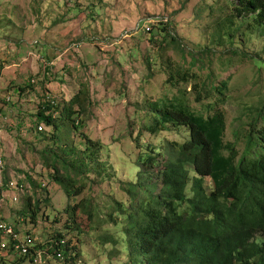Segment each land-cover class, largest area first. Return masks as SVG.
I'll return each mask as SVG.
<instances>
[{
    "label": "rangeland",
    "instance_id": "rangeland-1",
    "mask_svg": "<svg viewBox=\"0 0 264 264\" xmlns=\"http://www.w3.org/2000/svg\"><path fill=\"white\" fill-rule=\"evenodd\" d=\"M237 1L0 0V67L4 70L0 96L4 89L13 98L3 104L0 112L1 153L6 177L27 183L24 192H9L5 200L0 196V220L28 229L38 242H46L49 233L61 231L78 246L79 264H142L130 259L121 231L126 223L124 209L129 205L122 185L136 181L138 173L143 179L147 175L151 180L158 177L160 166H153L147 175L143 172L147 166L142 168L138 160L140 151L153 145L160 151V158L166 159L168 141L188 138L184 127L151 134L145 126L151 123L143 110L145 105L167 96L171 99L183 91L191 108L198 112H206L207 104L215 100H225L220 104L226 121L223 140L233 142L241 153L242 141L234 130L246 126L264 102V55L258 57L264 48V32L252 29L242 36L241 31H235L230 37L232 26L226 31L232 2ZM167 20L169 23L162 24H171L170 30L189 53L175 50L173 45L163 49L172 40H166L162 32L161 22ZM147 25L153 28L151 34L142 30ZM74 43H80L79 48L75 49ZM211 49L215 53L211 54ZM193 51L195 55L208 53V63L191 66ZM150 59L151 68L147 65ZM26 69L29 72L21 76L19 71ZM178 70L198 77L173 86L167 84L170 74ZM212 75L214 86L227 81L223 97L210 86L194 89L196 82L210 84ZM7 77L16 78L17 83L4 88L2 81ZM29 83L33 88L21 95L8 93L16 85L20 89ZM83 86L88 88L92 104L80 115L83 124L78 131L70 123L63 122L56 131L38 121L42 104L53 98L55 104H64ZM40 123L44 135L32 129ZM83 134L102 141L100 157L109 176L101 180L93 172L77 175L80 193L68 197L67 190L53 177L52 151L72 158L62 148L70 144L80 153L86 148ZM58 165L61 174L65 173L61 161ZM69 165L71 174L82 172L79 167L75 170L71 162ZM32 180L50 191L47 202L43 200L44 190L39 188V199L43 201L34 221L20 212L27 196L33 202L38 199ZM211 187L206 177V191ZM68 205L76 210L67 212ZM68 219L74 230L64 229ZM17 259L13 252L0 251V264H15ZM18 264L64 262L43 257L36 263L26 258Z\"/></svg>",
    "mask_w": 264,
    "mask_h": 264
},
{
    "label": "trees",
    "instance_id": "trees-1",
    "mask_svg": "<svg viewBox=\"0 0 264 264\" xmlns=\"http://www.w3.org/2000/svg\"><path fill=\"white\" fill-rule=\"evenodd\" d=\"M232 3L226 28L227 31L232 26L230 37H234L235 31H241L242 36L252 29L264 32V0ZM162 26L166 40L172 39L163 49L173 45L175 50L189 53L170 30L171 24ZM152 29L148 32L143 27L142 30L151 34ZM213 53L215 51L211 49ZM258 55H264V48ZM192 56L191 66L204 65L209 57L202 51L197 55L193 51ZM150 61L147 60V65L151 68ZM49 69H46V74ZM191 77L198 76L189 74L187 70H178L170 74L167 84L173 86ZM213 79L212 75L210 84L194 83V89L210 86L216 95L223 97L227 81H220L214 86ZM32 81L34 84L35 81ZM32 84L21 87V93L32 89ZM185 93L179 92L171 99L167 96L162 100L149 101L143 109L147 117H151V123L145 125L151 134L184 127L188 138L182 142L168 141L166 159L160 158V151L153 145L140 151L138 160L142 168L147 166L142 171L147 175L153 166H160L158 177L151 180L147 175L143 179L138 173L136 181L130 180L122 185L128 194L129 205L124 209L126 223L121 231L130 259L142 264H264V102L246 126L234 130L235 136L242 141L243 149L239 153L233 142L223 140L226 121L220 104L225 100H215L207 104L206 112H198L191 108ZM90 98L88 88L83 86L64 104H55V99L45 102L39 107L38 121L56 131L63 122L65 125L70 123L78 131L83 124L80 115L92 104ZM0 100L3 105L12 99L1 96ZM59 120L62 122L59 123ZM32 129L39 131L37 126ZM38 133L43 134L42 130ZM83 137L86 148L80 153L70 144L62 148L72 158L61 157L51 150L54 154L50 162L55 172L53 177L64 186L68 197L80 193L81 187L76 185L79 182L77 175L93 172L101 180L109 176L100 157L102 141L93 140L86 134ZM58 161H61L65 173L61 174ZM70 162L75 170L79 167L82 172L71 174ZM206 177L212 183L209 192L205 188ZM32 181L36 188L41 187V184ZM41 202L39 199L33 202V198L28 196L20 212L28 214L34 221ZM118 206H121L119 202ZM66 210L73 213L76 209L68 205ZM64 229H75L71 219L66 221ZM48 236L46 242L34 246L32 254L39 247L43 249L46 260L55 258L64 264L80 263L78 246L67 240L64 233L55 231L54 235L49 233ZM8 247L10 249L11 245ZM59 251L63 253V258L57 256ZM26 258L19 257L15 264ZM30 260L34 263L33 256Z\"/></svg>",
    "mask_w": 264,
    "mask_h": 264
},
{
    "label": "built area",
    "instance_id": "built-area-1",
    "mask_svg": "<svg viewBox=\"0 0 264 264\" xmlns=\"http://www.w3.org/2000/svg\"><path fill=\"white\" fill-rule=\"evenodd\" d=\"M145 28L148 32L151 30V26L147 25ZM75 49L79 48V45H73ZM2 67H0V79L3 77ZM1 99V96H0ZM10 100V99H7ZM3 105L0 100V108ZM38 129H43V125H39ZM1 124H0V133ZM2 148L0 144V196L2 199H6V194L12 191L24 192L27 186L26 182H21L16 179H8L5 175V161L3 153H1ZM8 189L9 191H6ZM14 200H18V197L15 196ZM1 207V206H0ZM64 241V240H63ZM37 237L32 235L30 231L21 230V228H15L14 224L5 220L0 221V251L6 252L7 250L11 253L13 252L16 256L25 257L30 254V256L34 257V263L38 261H42L43 259V249L37 247L33 254L31 250L37 245ZM65 242V241H64ZM11 245L10 249L8 245ZM58 257L63 258V253L61 251L57 254Z\"/></svg>",
    "mask_w": 264,
    "mask_h": 264
},
{
    "label": "crops",
    "instance_id": "crops-1",
    "mask_svg": "<svg viewBox=\"0 0 264 264\" xmlns=\"http://www.w3.org/2000/svg\"><path fill=\"white\" fill-rule=\"evenodd\" d=\"M20 69H21V67H20V65L18 66ZM19 69V70H20ZM28 69H30V68H28ZM28 69H26V71L25 72H21V71H19L20 73H23V74H21V76L22 75H24L25 73H27V72H29V70ZM31 70V69H30ZM6 74H7V76H8V72H6ZM5 74V75H6ZM3 75H4V72H3ZM15 76V75H14ZM6 77V76H5ZM16 77V76H15ZM16 78L15 79H12L11 77H10V79L7 77V79L4 81H2V84L4 85V88L5 87H7L8 85H10V84H12V83H17L16 81ZM10 83V84H9ZM15 88H14V90L12 91V92H9V94H11V93H16V94H20L21 93V91H20V89H18L19 88V86H14ZM7 89L8 88H6V91H7ZM1 90H2V88H1ZM2 92H3V96L4 95H6V97L8 98V99H11V97L8 95V94H6V92H4V89L2 90ZM21 95V94H20ZM2 96V97H3ZM12 100H13V98H12ZM16 100H23V99H19L18 97L16 98Z\"/></svg>",
    "mask_w": 264,
    "mask_h": 264
},
{
    "label": "clouds",
    "instance_id": "clouds-1",
    "mask_svg": "<svg viewBox=\"0 0 264 264\" xmlns=\"http://www.w3.org/2000/svg\"><path fill=\"white\" fill-rule=\"evenodd\" d=\"M4 76V75H3ZM54 99V98H53ZM40 125H43V123H40ZM48 126V125H47ZM39 127V125L37 126V128ZM52 127V126H51ZM43 128H44V126H43ZM38 130H40V129H38ZM41 130H43V129H41ZM9 179V178H8ZM39 184H41V187L39 186V187H37V189H36V194H37V197H38V199H39V195H40V192H39V188L40 189H42V190H44V192H45V194H44V196H43V200L44 201H46V199H48V198H50V191H49V189L47 188V186H43V184L41 183V182H39ZM28 197V196H27ZM40 200V199H39ZM43 200H41V201H43ZM1 221V220H0ZM15 226V225H14ZM15 228H21V230H25V231H29L28 229H24L22 226H15ZM31 232V231H30ZM37 243H43V242H37ZM16 256V255H15ZM18 257H21V256H18ZM25 257H28L29 259H30V256H25Z\"/></svg>",
    "mask_w": 264,
    "mask_h": 264
}]
</instances>
